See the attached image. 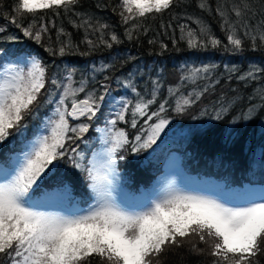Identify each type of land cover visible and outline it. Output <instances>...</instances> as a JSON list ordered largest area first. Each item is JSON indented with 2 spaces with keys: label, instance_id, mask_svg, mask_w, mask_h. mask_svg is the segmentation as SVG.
<instances>
[{
  "label": "snow or ice",
  "instance_id": "obj_1",
  "mask_svg": "<svg viewBox=\"0 0 264 264\" xmlns=\"http://www.w3.org/2000/svg\"><path fill=\"white\" fill-rule=\"evenodd\" d=\"M79 5L80 0H14L8 7L0 0V19L4 21L0 24V37L11 25L24 37L42 45L46 36L53 41L51 31L55 30V40L45 51L52 56L71 55L79 45L74 43L72 33L62 23L58 27L56 22L57 18L68 17L73 28L84 29L81 42L89 50L112 49L122 42L111 25L79 11ZM196 6L210 15L215 13L227 43L217 37L201 17L186 14L185 18L196 25L193 28L179 24L181 39L187 35L189 48L223 47L225 51L239 53L247 41L253 51L264 49V0H259L258 5L253 0H218L214 9L209 0H198ZM106 7L108 5L96 4L98 9ZM182 7L183 0H118L111 10L126 26L124 35L132 40L138 38L137 33L147 35L145 19L162 20L167 13L178 20L180 16L173 9ZM161 27L173 26L162 23ZM17 39L7 37L9 41ZM148 43H156V40L150 39ZM161 48L166 49L167 44L161 43ZM9 55L14 56L15 61L5 63L0 70V146L9 137L16 136L24 147L10 168L0 169V264H163V258L173 247L179 248L185 243L198 253L205 252L199 244L205 245L207 254L214 257L211 264H261L264 188L227 186L211 195H199L169 185L158 198L138 205L126 200L118 203L112 194L119 175V152L126 146H130L134 155L152 148L171 123L170 107L177 115L187 113L219 83L208 76L215 65L193 66L181 76V84L195 85L198 80L207 83L189 92L182 91L179 85L170 86L167 96L161 92L163 85L159 79L152 80L147 93L142 94L129 78L123 87L134 94L135 103L130 99L116 101L119 110L114 119L107 121L115 131L110 140L103 141L111 146L106 152L94 153L93 159L85 163V154L72 144L82 140L91 125L71 121L91 122L103 115L102 108L110 95L109 77L104 76V83L98 85L99 91H88L85 79L74 87V68L67 71L66 84L52 77L50 83L58 89L62 87V91L52 117L44 124L46 134H33L34 138L29 139L27 120L41 106L42 90L49 82L48 69L39 56L28 59L21 53H9L0 48V58L7 60ZM114 67V63L102 62L99 68L93 66L92 71L107 72ZM239 71L236 67L229 69V79L231 73ZM236 79L245 82V87L250 81L261 84L247 97L236 89L231 90L234 93L231 97L222 94L211 102L212 119L222 120L245 99L247 107L241 111L240 119L252 120L257 112L264 110V66L252 64ZM80 94H84L83 98H78ZM129 112L132 128H137V117L147 125L131 140L125 129L116 128L118 122H129ZM208 113L209 107L205 106L200 115ZM8 151L14 152L15 145ZM61 161L86 173L87 188L94 203L79 213L38 211L37 208L45 205L75 201L70 180L60 178L50 188L42 186V178ZM78 204L79 201H75V205ZM134 207L141 210H129Z\"/></svg>",
  "mask_w": 264,
  "mask_h": 264
},
{
  "label": "trees",
  "instance_id": "obj_2",
  "mask_svg": "<svg viewBox=\"0 0 264 264\" xmlns=\"http://www.w3.org/2000/svg\"><path fill=\"white\" fill-rule=\"evenodd\" d=\"M13 2L14 0H4L8 7H11ZM217 2L218 0H209L213 9ZM97 3L108 5V7L98 9L96 8ZM117 3L118 0H80L78 8L79 11L92 14L102 22L111 25L112 30L120 36L122 41L120 44L114 45L112 49L99 47L89 50L81 42L84 38V29L73 28L68 23V17L57 18L56 22L58 27L62 23L65 29L72 33L74 43L79 45L78 50L71 55L52 56L45 51L49 44L55 40V30L51 31L53 41H49L46 36L42 45L24 37L22 32L11 25H9L8 32L0 37V48L8 50L9 53L18 52L39 56L48 69L49 82L42 90L41 106L38 112L27 120L29 137L34 126L55 109L56 101L62 91V87L58 89L50 83L51 78L56 77L62 84H66L67 71L73 68L76 69L74 75L76 84L73 86H79L81 79H85L88 91L93 89L99 91V83H104L105 75L109 77L107 83L110 95L102 108L103 115L91 122L83 119L71 121L72 124L85 122L91 125L83 139L72 144L73 147L78 146V150L85 154V163H87L98 146L96 137L99 131L97 129L107 126V121L114 119L115 112L119 110L120 105L116 101L130 99L135 103L134 94L130 89L123 87V83L129 78L142 94L147 93L152 80L159 79L163 85L161 92L167 96L170 86L175 88L179 85L182 91L189 92L193 88L207 83V81L198 80L195 85L181 84V76L186 75L193 66L215 65L208 74L211 80H219L214 89L187 113L177 115L170 107L168 117L171 123L161 134L157 143L152 148L136 155L131 152L130 146H126L119 152V156H123V159H119L118 156V168L126 187L133 192H139L142 187L152 185L163 172L165 159L170 154L179 155L183 169L191 174L199 173L201 176L227 182L231 186L264 185V110L257 112L252 120L240 119L241 111L247 107L245 99L244 103L237 105L222 120L216 121L211 118L214 115L211 111V102H214L222 94L231 97L234 95L231 90L236 89L247 97L252 93L253 88L260 86V81H250L245 87V82L239 81L236 76L247 71L252 64L264 66V49L258 48L253 51L250 42L247 41L244 50L239 53L225 51L223 47L189 48L187 35L185 34L181 39L179 24H188L193 28L196 25L185 18L186 14L201 17L205 23L211 26L215 35L225 44L227 43L225 33L220 28L219 18L214 12L210 15L197 8L198 0H183L184 7L179 10L173 9V12H178L180 16L178 20L172 19L171 15L167 13L164 14L162 20L160 18L145 19L144 24L149 29L147 35L137 33L138 38L129 40L124 35L126 26L120 23V17L111 10ZM253 3L258 5L259 0H253ZM118 11L119 9H117ZM28 22L25 21V23ZM41 22L43 21L38 23ZM3 23L4 21L0 19V24ZM162 23L165 26L171 23L173 27H161ZM49 27L51 28V25ZM8 36H16L18 39L9 41L7 40ZM150 39L156 40V43L149 44ZM173 39L176 41L175 44H173ZM161 43L167 44V48L162 49ZM82 52L89 54L81 55ZM117 57L119 59H116ZM11 58L15 57L9 55L7 60ZM4 61L5 59L0 58V64ZM102 62L114 63L115 67L110 68L107 72H93V66L99 68ZM233 67L240 71L231 73L232 78L229 79V69ZM83 95L80 94L78 98H83ZM48 101H52V103ZM253 103L257 102L253 101ZM205 106L209 107V113L201 116V109ZM152 110H155V106ZM193 117L197 118L193 119ZM127 118L128 123L118 122L116 128L125 129L131 140L139 134L141 128H146L147 125H144L143 119L137 117V128H132L130 112ZM234 118L235 123H233ZM13 145H15V151L10 153L8 149ZM22 148L23 144L20 143L18 137H9L0 146V165H8L12 154L19 152ZM85 177L86 173H81L72 168L70 163L61 161L43 178L42 186L50 188L55 181L64 178L72 182L73 191L77 195L85 198V194L90 193ZM193 239L195 240V238ZM199 247L205 248V252L192 251L191 245L188 243L179 248L173 247L163 258V264H211L214 257L207 254V247L203 244H199ZM259 259L261 264H264V256Z\"/></svg>",
  "mask_w": 264,
  "mask_h": 264
},
{
  "label": "rangeland",
  "instance_id": "obj_3",
  "mask_svg": "<svg viewBox=\"0 0 264 264\" xmlns=\"http://www.w3.org/2000/svg\"><path fill=\"white\" fill-rule=\"evenodd\" d=\"M25 55V54H23ZM28 56V59L31 58V55ZM15 61V58H11L9 60H5L0 64V70L3 69V65L5 63H12ZM53 110L45 115L40 123H37L34 128L33 132L30 135L29 139H33V134L42 135L46 134V129L44 124L47 118L52 117ZM36 127V130H35ZM100 129L106 131H99L96 137L98 142L97 148L91 154L89 159H93V154L97 152H106L107 148L110 147L109 144H105L103 141L105 139L111 138V135L114 133L115 129H111V126L108 124L107 126H103ZM111 129V130H109ZM24 147V145H23ZM19 152L12 154L9 164L7 165H0V169L10 168L14 163V158L19 155ZM164 170L163 172L156 178V180L152 183L151 186L147 188H142L140 192L133 193L129 191L126 186L124 185V179L121 174V171L118 168V178L115 182V187L113 191V196L116 198V201L119 203L122 200L128 201L130 204L138 205L144 204L149 200L158 198L163 192L171 185L177 190L184 191V192H192L194 194L199 195H211L213 192L219 191L224 187L230 186L234 189H244V188H255L257 190L264 188V185H249L245 184L243 186H231L227 182L218 181L213 178H208L205 176H201L199 173L191 174L183 169L181 163V157L177 154H170L164 162ZM44 178V177H43ZM42 178V181H43ZM41 181V183H42ZM73 196L75 197V201H79L78 205H75V201H68L63 204H56V205H45L42 207L37 208L38 211H59L63 214L69 213H79L80 210H85L90 204L94 203V199L91 196V193L85 194V198L80 195H77L73 191ZM75 205V206H74ZM129 210L140 211V207L130 208Z\"/></svg>",
  "mask_w": 264,
  "mask_h": 264
}]
</instances>
